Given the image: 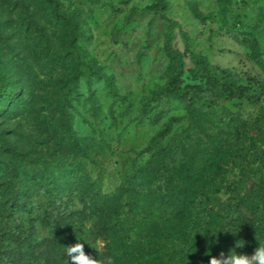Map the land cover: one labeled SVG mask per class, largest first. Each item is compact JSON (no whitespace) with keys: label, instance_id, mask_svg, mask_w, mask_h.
<instances>
[{"label":"rangeland","instance_id":"rangeland-1","mask_svg":"<svg viewBox=\"0 0 264 264\" xmlns=\"http://www.w3.org/2000/svg\"><path fill=\"white\" fill-rule=\"evenodd\" d=\"M0 84V264L264 241V0H0Z\"/></svg>","mask_w":264,"mask_h":264},{"label":"clouds","instance_id":"clouds-1","mask_svg":"<svg viewBox=\"0 0 264 264\" xmlns=\"http://www.w3.org/2000/svg\"><path fill=\"white\" fill-rule=\"evenodd\" d=\"M64 251L66 264H69V262L71 264H98L97 259H92L85 253L84 245L81 243L65 247ZM108 264H111V260L108 261ZM210 264H264V241L258 243L251 256L232 253L227 258H212Z\"/></svg>","mask_w":264,"mask_h":264},{"label":"trees","instance_id":"trees-1","mask_svg":"<svg viewBox=\"0 0 264 264\" xmlns=\"http://www.w3.org/2000/svg\"><path fill=\"white\" fill-rule=\"evenodd\" d=\"M173 59L176 63H178L180 61L176 54H173ZM195 61L197 64H200L202 67L205 65H208L202 58H199V57H196ZM207 72L211 73L212 76H214L213 75L214 73H212L210 69L209 70L207 69ZM213 72H216V69L213 70ZM3 86L4 85L0 84V98H6L9 95L6 88ZM188 97L191 98L190 96H188ZM195 97L196 98H194V100L197 101L198 103L212 106V100H210L209 98H207L203 95H196ZM17 203H20V201H18ZM64 205H65V203H64ZM63 212H66V211H63ZM66 213L69 215H72L73 212L71 210H68ZM46 216L50 220V222L53 223V226H57L59 219H60V213L55 214V213H53V209H52V210L47 211Z\"/></svg>","mask_w":264,"mask_h":264}]
</instances>
